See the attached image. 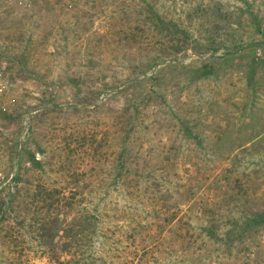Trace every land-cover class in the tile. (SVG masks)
<instances>
[{
  "label": "rangeland",
  "instance_id": "374dc122",
  "mask_svg": "<svg viewBox=\"0 0 264 264\" xmlns=\"http://www.w3.org/2000/svg\"><path fill=\"white\" fill-rule=\"evenodd\" d=\"M0 264H264V0H0Z\"/></svg>",
  "mask_w": 264,
  "mask_h": 264
}]
</instances>
